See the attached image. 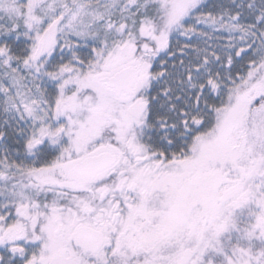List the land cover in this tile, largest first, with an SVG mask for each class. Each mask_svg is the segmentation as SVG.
Instances as JSON below:
<instances>
[{
	"label": "snow or ice",
	"instance_id": "6c2138e0",
	"mask_svg": "<svg viewBox=\"0 0 264 264\" xmlns=\"http://www.w3.org/2000/svg\"><path fill=\"white\" fill-rule=\"evenodd\" d=\"M0 264H264V0H0Z\"/></svg>",
	"mask_w": 264,
	"mask_h": 264
}]
</instances>
